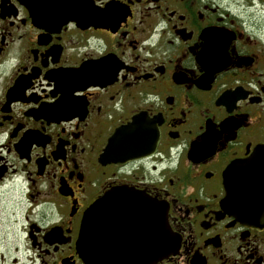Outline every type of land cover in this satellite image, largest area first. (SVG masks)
<instances>
[{
    "label": "flooded vegetation",
    "instance_id": "flooded-vegetation-1",
    "mask_svg": "<svg viewBox=\"0 0 264 264\" xmlns=\"http://www.w3.org/2000/svg\"><path fill=\"white\" fill-rule=\"evenodd\" d=\"M249 8L264 0H0V264H86L84 213L120 186L165 226L115 206L90 256L264 264V219L222 206L227 166L264 145Z\"/></svg>",
    "mask_w": 264,
    "mask_h": 264
},
{
    "label": "water",
    "instance_id": "water-1",
    "mask_svg": "<svg viewBox=\"0 0 264 264\" xmlns=\"http://www.w3.org/2000/svg\"><path fill=\"white\" fill-rule=\"evenodd\" d=\"M119 132V131H118ZM225 197L222 206L238 219L247 222L264 219V145L259 144L245 159L233 161L223 174ZM92 203L85 211L81 221L78 245L86 264H112V259L90 256L88 238L97 224H103L104 217L115 206H135V212L150 214L153 227L158 235L165 226L162 205L147 198L144 194L128 186L117 187ZM140 207V208H139ZM143 219V218H142ZM97 220V222H96ZM144 263V261H142Z\"/></svg>",
    "mask_w": 264,
    "mask_h": 264
},
{
    "label": "rangeland",
    "instance_id": "rangeland-1",
    "mask_svg": "<svg viewBox=\"0 0 264 264\" xmlns=\"http://www.w3.org/2000/svg\"><path fill=\"white\" fill-rule=\"evenodd\" d=\"M249 11H250V12H252V11H253V12H255V13L262 14V17H261V19H262V22L264 23V10H263V11H261V10H255V9H253V8H252V9H251V8H249ZM253 12H252V13H253Z\"/></svg>",
    "mask_w": 264,
    "mask_h": 264
}]
</instances>
